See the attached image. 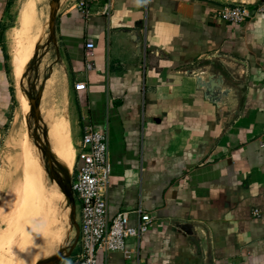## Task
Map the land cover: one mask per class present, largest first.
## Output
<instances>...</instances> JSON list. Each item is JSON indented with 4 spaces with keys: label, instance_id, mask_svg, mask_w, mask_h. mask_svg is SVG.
<instances>
[{
    "label": "crops",
    "instance_id": "0c3cea01",
    "mask_svg": "<svg viewBox=\"0 0 264 264\" xmlns=\"http://www.w3.org/2000/svg\"><path fill=\"white\" fill-rule=\"evenodd\" d=\"M81 1L60 0L43 90L49 81L69 96L72 86L71 121L56 112L73 127V174L84 125L107 132L110 217H154L98 264H264V13L251 6L234 23L219 15L224 0ZM19 2L0 0V144L14 109L8 32ZM202 70L227 90L220 106L198 87Z\"/></svg>",
    "mask_w": 264,
    "mask_h": 264
},
{
    "label": "rangeland",
    "instance_id": "374dc122",
    "mask_svg": "<svg viewBox=\"0 0 264 264\" xmlns=\"http://www.w3.org/2000/svg\"><path fill=\"white\" fill-rule=\"evenodd\" d=\"M43 2L48 3L44 0H20L18 7L14 5L9 21L10 25L18 27L19 20V27L18 30L11 29L8 32L11 73L15 91L11 122L0 144V264H38L46 261L53 254L66 255L76 237V228L71 217V204L67 197V204L63 202L59 183L50 175V168L46 170L45 163L48 160L46 151L35 138L36 120L27 95L30 93L37 96L40 90L44 89L45 78H49L51 74L48 68L45 73L42 67L41 71L37 70L42 62H47L42 59L49 48L47 41L49 34L45 40L44 35H41L43 32L39 31V28L42 29L45 25V19L41 20L39 15V8ZM38 47L39 50L35 53ZM28 51L29 53H26ZM48 83L49 81L39 99L41 121L38 135L44 140L43 132L47 133L55 169L58 166L56 173L64 178L62 171L66 167L72 177V162L76 153L72 136L73 127L66 128L64 115L61 116L56 112L60 109L68 115L71 121L72 86H70L68 96L66 89L62 92L55 85ZM53 128H61L63 134H54ZM37 157L41 160L40 170H37L30 162V158L37 159ZM40 182L45 193L44 198L37 187ZM47 199L53 205H55L53 202L59 203L58 208L54 209V214L47 211L49 203ZM76 201L79 207L77 198ZM79 216L80 211L77 210V222H79ZM48 218H53L51 227ZM79 246L75 247L71 256L61 259L56 264H74L76 261L74 255L80 249Z\"/></svg>",
    "mask_w": 264,
    "mask_h": 264
},
{
    "label": "built area",
    "instance_id": "2783aa9c",
    "mask_svg": "<svg viewBox=\"0 0 264 264\" xmlns=\"http://www.w3.org/2000/svg\"><path fill=\"white\" fill-rule=\"evenodd\" d=\"M81 5L86 6L84 0ZM255 13H264V0L253 3L228 1L223 3L219 15L226 21L243 23ZM111 4L105 6L108 12ZM95 43L87 40V54H92ZM87 69H93V61L87 60ZM109 137L107 132L100 131L87 122L77 152V168L72 177V189L78 199L80 208L79 224L80 249L76 252L74 264H98V256H106L115 251H124L128 240L141 237L153 222L154 217L141 209L137 210L139 219L136 225L130 224V212L119 211L109 215L108 187L111 166L109 160Z\"/></svg>",
    "mask_w": 264,
    "mask_h": 264
},
{
    "label": "water",
    "instance_id": "95a60500",
    "mask_svg": "<svg viewBox=\"0 0 264 264\" xmlns=\"http://www.w3.org/2000/svg\"><path fill=\"white\" fill-rule=\"evenodd\" d=\"M50 5V23H49V38H48V44L50 45L51 43H56V37H55V20H56V14L57 11L60 8V0H50L49 2ZM39 50V47L37 48L36 52L37 53ZM38 70V67H37ZM206 73V70H202L199 72L197 75V85L199 88H202L207 97L215 101L218 106H220L222 101L224 100V97L227 93V90H222V83L221 80H215L214 77H210L208 79L204 78V75ZM44 87V84H43ZM43 93V88L40 90L37 96H33L32 94H27L28 98L30 100V104L35 116V138L36 140L45 148V153L47 156V163H45L46 170H48V167L50 168V175L52 176L53 179H55L62 191L64 192L65 196L68 198L69 203L71 204V217L73 220V224L76 228V237L73 242V244L70 246L69 251L67 254H58L55 258L43 262H39L38 264H56L58 263L61 259L71 256L73 250L75 247L78 246L79 239H80V224L77 222L76 219V211H77V201L75 194L72 189V177L71 175H65L64 178L59 176L56 171H55V166L53 163L52 155H51V149H50V144L48 141L47 133L46 131L43 132V137L44 140L39 138L38 135V127L40 125L41 121V110H40V105H39V99L41 98V95ZM48 164V165H47Z\"/></svg>",
    "mask_w": 264,
    "mask_h": 264
},
{
    "label": "bare ground",
    "instance_id": "6f19581e",
    "mask_svg": "<svg viewBox=\"0 0 264 264\" xmlns=\"http://www.w3.org/2000/svg\"><path fill=\"white\" fill-rule=\"evenodd\" d=\"M45 2L47 1L48 3L46 4V3H42L41 4V6H40V8H39V15H40V18H41V20L42 19H45V25L43 26V28L41 29V28H39L40 30V32L42 31L43 32V34H41V35H44V39L46 40L47 39V37H48V34H49V23H50V8H49V0H44ZM240 1H242V2H248V3H252V2H254L255 0H240ZM29 2V1H28ZM37 8V7H36ZM35 8V9H36ZM22 10V9H21ZM27 10V9H26ZM29 10V9H28ZM24 14H25V11H24ZM44 21V20H43ZM40 23L41 24H43L41 21H40ZM28 26V25H27ZM41 27V26H40ZM26 34V33H25ZM40 36V35H39ZM42 39V38H41ZM42 41H44V40H42ZM48 41V40H47ZM39 42V41H38ZM33 45V44H32ZM40 45V44H39ZM34 47H36V46H34ZM19 48V47H18ZM31 49H32V47H31ZM34 50V49H33ZM36 50V49H35ZM26 53H29V51L28 52H26ZM13 58V57H12ZM19 99V98H18ZM29 99V98H28ZM20 100V99H19ZM25 100H26V98H25ZM26 101H28V100H26ZM27 103V102H26ZM28 104V103H27ZM27 106H29V105H27ZM20 109V108H19ZM28 110H30V109H28ZM24 112H27V111H24ZM20 113V112H19ZM58 114V113H57ZM27 115V114H26ZM26 115H25V117H26ZM49 115V114H48ZM44 118V117H43ZM50 119V118H49ZM49 121V120H48ZM50 121H51V119H50ZM18 123V122H17ZM48 129V128H47ZM54 129V134H56V133H58V134H63V131H61V128H53ZM49 130V129H48ZM50 135V134H49ZM50 140V139H49ZM51 143V142H50ZM54 143V142H53ZM41 151V150H40ZM64 154V153H63ZM68 154V153H67ZM29 155V154H28ZM51 155H52V153H51ZM53 158H55V157H53ZM31 159V161L30 162H32L33 163V165L37 168V170H40V168H41V166H39L40 165V159H39V157H37V159H34V158H30ZM69 159V158H68ZM69 161V160H68ZM67 161V162H68ZM26 163V162H25ZM70 165V164H69ZM58 168V166L56 167V169ZM56 169H55V171H56ZM70 169V168H69ZM45 171V170H44ZM57 172V171H56ZM62 173H63V175L65 176V175H69L71 172L69 171V170H67L66 169V167H64L63 168V171H62ZM42 176H44V175H42ZM34 178V177H33ZM35 179V178H34ZM37 179V178H36ZM41 181V180H40ZM57 184V183H56ZM33 185V184H32ZM53 185H54V183H53ZM59 186V185H58ZM37 187H39V190L42 192V198H44L45 197V193H44V191H43V189L41 188V182H40V184L38 183L37 184ZM42 189V190H41ZM59 189H60V192L63 194V202L65 203V204H67V198H66V196H65V194H64V192L61 190V188H60V186H59ZM41 192H40V194H41ZM48 195V194H47ZM53 195V194H52ZM51 196V195H50ZM53 197V196H52ZM56 197V196H55ZM22 199V198H21ZM18 201V200H17ZM49 203H48V202ZM47 211H49L50 213H53L54 214V209L56 210V207L58 208V204L57 203H55V202H53L55 205H53V204H51L50 203V200H48L47 199ZM36 202V201H35ZM61 205V204H60ZM24 209V208H23ZM7 211V210H6ZM52 211V212H51ZM9 212H11V211H9ZM44 215V214H43ZM13 217V216H12ZM51 217V216H50ZM49 219V226L50 225H52V219L51 218H48ZM50 219H51V221H50ZM18 220V219H17ZM46 220V219H45ZM31 222V221H30ZM37 222H39V221H37ZM11 223V222H10ZM27 224V223H26ZM15 227V226H14ZM42 227V226H41ZM51 227V226H50ZM24 228H26V227H24ZM45 229V228H44ZM36 230V229H35ZM52 231V230H51ZM50 231V232H51ZM24 234V233H23ZM41 235V234H40ZM50 235H52L51 233H50ZM56 236V235H55ZM51 237V236H50ZM57 237V236H56ZM52 238V237H51ZM57 239V238H56ZM45 240L46 239H44V242H45ZM49 242V241H48ZM46 243H47V240H46ZM57 245V244H56ZM35 248V247H34ZM43 254V253H42ZM41 254V255H42ZM57 256V254H53V255H50L49 256V258L46 260V262L48 261V260H51V259H53V258H55ZM37 257V256H36ZM42 257V256H41ZM31 259V258H30ZM37 261V260H36Z\"/></svg>",
    "mask_w": 264,
    "mask_h": 264
}]
</instances>
